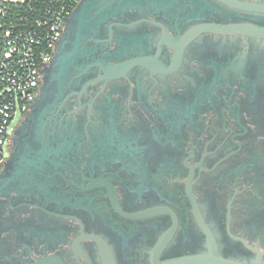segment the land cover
<instances>
[{
    "label": "flooded vegetation",
    "instance_id": "flooded-vegetation-1",
    "mask_svg": "<svg viewBox=\"0 0 264 264\" xmlns=\"http://www.w3.org/2000/svg\"><path fill=\"white\" fill-rule=\"evenodd\" d=\"M0 264H264V0H77L0 166Z\"/></svg>",
    "mask_w": 264,
    "mask_h": 264
},
{
    "label": "built area",
    "instance_id": "built-area-1",
    "mask_svg": "<svg viewBox=\"0 0 264 264\" xmlns=\"http://www.w3.org/2000/svg\"><path fill=\"white\" fill-rule=\"evenodd\" d=\"M77 0H0V166L18 113L30 110Z\"/></svg>",
    "mask_w": 264,
    "mask_h": 264
},
{
    "label": "rangeland",
    "instance_id": "rangeland-1",
    "mask_svg": "<svg viewBox=\"0 0 264 264\" xmlns=\"http://www.w3.org/2000/svg\"><path fill=\"white\" fill-rule=\"evenodd\" d=\"M20 119H21V114L18 113L17 116H16V118H15V120H14V122H13V126H14L15 124H17V123L20 121Z\"/></svg>",
    "mask_w": 264,
    "mask_h": 264
}]
</instances>
